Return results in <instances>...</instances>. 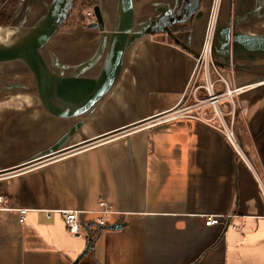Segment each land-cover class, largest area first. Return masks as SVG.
Here are the masks:
<instances>
[{
  "label": "crops",
  "instance_id": "1",
  "mask_svg": "<svg viewBox=\"0 0 264 264\" xmlns=\"http://www.w3.org/2000/svg\"><path fill=\"white\" fill-rule=\"evenodd\" d=\"M213 3L72 0L65 17L68 0H19L0 27V264H264L249 166L264 180V0H220L216 18L242 157L203 122L158 120L187 91ZM71 81L90 95L62 93Z\"/></svg>",
  "mask_w": 264,
  "mask_h": 264
},
{
  "label": "built area",
  "instance_id": "2",
  "mask_svg": "<svg viewBox=\"0 0 264 264\" xmlns=\"http://www.w3.org/2000/svg\"><path fill=\"white\" fill-rule=\"evenodd\" d=\"M220 0H214L209 24L201 53L196 58V66L190 80L187 91L180 104L160 117L159 121H172L179 119H194L203 122L225 135L232 147L242 157V152L235 134V119L237 111L236 97L243 90L231 89L228 80L224 77L220 67L213 59V46L215 36V26ZM89 24L96 22L95 13H88ZM219 85L223 88L219 89ZM228 104V108L224 104ZM257 184L264 197V180L249 165ZM6 209L5 199L0 195V210ZM26 210H21L25 216ZM80 211H65V217L69 233L75 237L81 235L79 223ZM98 214L102 216L99 224L105 225V217L113 214L112 209L105 202H99ZM219 217L207 216L206 226H214L219 223Z\"/></svg>",
  "mask_w": 264,
  "mask_h": 264
},
{
  "label": "water",
  "instance_id": "3",
  "mask_svg": "<svg viewBox=\"0 0 264 264\" xmlns=\"http://www.w3.org/2000/svg\"><path fill=\"white\" fill-rule=\"evenodd\" d=\"M94 13H95V17H96V22L93 24H90L89 27L92 29L99 28V29L103 30L104 25H103V21H102V17H101V13H100L99 8H95ZM64 84L65 85L68 84V87L70 86V89H67V90L69 92H72V93L74 91L73 95L75 97H78L77 98L78 101L85 100L90 95L92 88H93L92 82H83V81L63 82L61 84V92L62 93L66 92V91H64V89H65ZM77 86H78L79 90L77 89ZM74 89H77V90H74ZM104 228H105V226H100V230H102ZM110 228L115 229L116 227L114 226V227H110ZM91 245H92V240H90V242H89L88 250L91 248Z\"/></svg>",
  "mask_w": 264,
  "mask_h": 264
},
{
  "label": "trees",
  "instance_id": "4",
  "mask_svg": "<svg viewBox=\"0 0 264 264\" xmlns=\"http://www.w3.org/2000/svg\"><path fill=\"white\" fill-rule=\"evenodd\" d=\"M9 1L10 0H0V26H9L11 24V19L13 18L12 15H14L13 12L15 13L17 8L19 7V3H17V6L13 5L12 9H10L9 7H5L4 3H8Z\"/></svg>",
  "mask_w": 264,
  "mask_h": 264
},
{
  "label": "rangeland",
  "instance_id": "5",
  "mask_svg": "<svg viewBox=\"0 0 264 264\" xmlns=\"http://www.w3.org/2000/svg\"><path fill=\"white\" fill-rule=\"evenodd\" d=\"M17 3H19V0H10L8 3L7 2L4 3V6L5 7H9L10 9H12V6L13 5H16L17 6ZM71 8H72V0H68L67 10H65V13L63 14V16H65V15L67 16V14L71 11ZM13 14H14V12H13ZM12 16H14V15H12ZM12 20H13V18L11 19V21ZM0 27H3V26L1 25Z\"/></svg>",
  "mask_w": 264,
  "mask_h": 264
}]
</instances>
